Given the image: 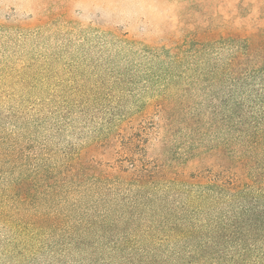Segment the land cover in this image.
<instances>
[{
	"label": "rangeland",
	"instance_id": "obj_1",
	"mask_svg": "<svg viewBox=\"0 0 264 264\" xmlns=\"http://www.w3.org/2000/svg\"><path fill=\"white\" fill-rule=\"evenodd\" d=\"M182 2L0 0V138L7 137V147L18 151V172L45 163L51 167L63 154L78 158L87 149L107 162L111 156L104 149L109 151L117 133L132 127L135 118L139 122L147 115L146 124L155 121L160 99L172 112L197 115L200 129L193 146L222 143L224 129L211 121L225 108L229 83L209 70L220 69L229 50L214 63L211 52H219L214 46L198 54L177 46V35L166 23ZM238 90L231 102L240 101ZM262 90L264 99L260 84L241 96L248 97V112L259 114L256 98ZM173 133L168 138L172 160L190 144L179 119ZM148 156L157 157L155 144ZM97 170L88 171L80 187L40 196L29 213L15 212L16 202L3 199L6 177L0 175V264H108L116 257L110 249L114 243L116 255L171 250L170 242L159 247L157 232L145 233L155 217L137 207L129 210L120 200H136L125 180H94ZM161 189V184L149 187L152 194ZM155 205L160 217L168 216L163 201H153L151 208ZM205 211L213 221L215 207ZM34 214L57 222L37 228L26 220ZM208 217L199 215L197 221Z\"/></svg>",
	"mask_w": 264,
	"mask_h": 264
},
{
	"label": "trees",
	"instance_id": "obj_2",
	"mask_svg": "<svg viewBox=\"0 0 264 264\" xmlns=\"http://www.w3.org/2000/svg\"><path fill=\"white\" fill-rule=\"evenodd\" d=\"M168 18L166 24L175 31L181 49L191 48L198 54L214 46L219 49L218 53L211 52L214 63L221 51L229 50L221 68L209 70L210 75L229 83L225 108L221 114L216 111L211 121L224 129L222 143L215 141L211 148L201 142L193 146L200 129L197 115L172 112L166 109L165 99L157 101L159 115L151 124H146L145 115L117 133L109 151L104 149L111 156L105 163L96 159L93 149H87L78 158L63 154L60 163L51 167L45 163L34 171L18 172V151L7 147V137L0 138V175L6 177L1 189L3 199L16 202L15 212L29 213L40 196L84 185L85 175L95 168L99 170L94 180H110L113 176L124 179L130 187L129 195L138 202L121 197L122 203L129 210L137 207L155 217L145 233L154 236L157 232L159 247L166 242L172 244L171 250L163 253L149 249L146 253L116 255L118 243H114L110 246L116 256L113 264H264L263 90L257 91L259 114L248 112V97H241L255 84L264 86V0H183ZM238 88L240 101L231 102ZM178 119L190 144L184 146L182 157L172 160L168 157L172 147L168 138L174 135ZM151 144H155L157 157L148 156ZM65 184L67 187H63ZM159 184L162 189L152 194L149 187ZM157 199L163 201L169 217H160L156 205L151 208ZM168 199L173 201L171 206L166 204ZM213 207L211 221L205 210ZM199 215L208 219L199 222ZM26 218L37 228L52 227L57 222L54 217Z\"/></svg>",
	"mask_w": 264,
	"mask_h": 264
}]
</instances>
